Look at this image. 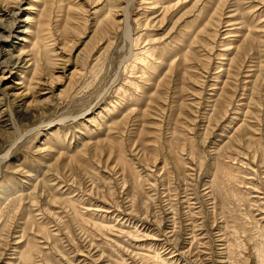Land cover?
<instances>
[{
    "label": "rangeland",
    "instance_id": "374dc122",
    "mask_svg": "<svg viewBox=\"0 0 264 264\" xmlns=\"http://www.w3.org/2000/svg\"><path fill=\"white\" fill-rule=\"evenodd\" d=\"M0 264H264V0H0Z\"/></svg>",
    "mask_w": 264,
    "mask_h": 264
},
{
    "label": "bare ground",
    "instance_id": "6f19581e",
    "mask_svg": "<svg viewBox=\"0 0 264 264\" xmlns=\"http://www.w3.org/2000/svg\"><path fill=\"white\" fill-rule=\"evenodd\" d=\"M107 18H109L110 16H106Z\"/></svg>",
    "mask_w": 264,
    "mask_h": 264
}]
</instances>
